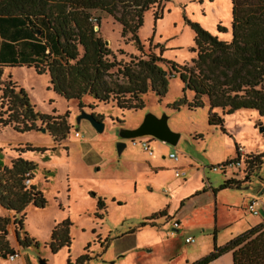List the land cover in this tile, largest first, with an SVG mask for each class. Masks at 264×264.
<instances>
[{"label": "rangeland", "instance_id": "1", "mask_svg": "<svg viewBox=\"0 0 264 264\" xmlns=\"http://www.w3.org/2000/svg\"><path fill=\"white\" fill-rule=\"evenodd\" d=\"M155 11L162 12L161 18H154ZM93 17L100 19L95 30L108 42L107 48L117 61L128 63L133 57L160 56L162 49L161 58L179 69L195 58L190 24L222 41L230 39L231 0L163 1L161 8L143 14L137 32L141 53L130 41V35L120 37L121 26L113 17L103 12H93ZM218 26L226 33L218 34ZM160 66L170 69L167 64ZM4 77L23 90L37 113L67 114L69 133L54 143L47 131H41L45 127L40 123L37 130L24 133L0 127L3 164L10 166V162L20 158L35 165L28 185L37 187L46 201L43 209L28 206L25 210L24 231L37 246L17 250L13 214H6L11 220L9 244L17 250L18 257L14 263L8 262V256L1 257L0 264H73L89 243L85 254L91 260L87 264H120L118 250L123 247L130 251L131 246L125 244L134 236L117 239L129 232L138 234V247L124 255L126 264H192L212 253L214 245L221 248L262 223L261 215L250 214L247 207L255 200L264 214V160L260 169L243 162L245 155L264 152V119L256 112L239 111L224 116L226 134H222L219 128L208 125L207 104L196 110L186 106L172 109L183 95L188 101L192 98L191 92H182L184 86L177 76L168 80L164 97L148 91L138 111H121L114 102L97 103L89 97L81 100L83 108L79 109L76 101H66L53 91L48 73L38 74L33 67L4 69ZM81 111L99 115L106 122L103 132H96L85 119L78 121ZM148 114L167 117L168 127L180 137L175 146L150 137L135 138L134 144L131 139L119 137L121 129L137 128ZM145 139L151 142L153 157L141 147ZM118 142L126 145L120 154ZM236 147L244 150L241 167L213 172L212 167L235 159ZM170 151L177 155V161L168 158ZM152 166L160 172H149ZM175 170H186L187 175L176 178ZM246 176L249 180L240 189L217 190L225 179L242 181ZM89 193L102 198L105 210L96 209L97 199L90 198ZM196 193L200 195L185 202ZM182 203L184 207L179 210ZM167 210L170 219L162 218L154 227H140L144 219L162 211L167 214ZM65 221L71 223V246L52 254L45 243L50 240L53 227ZM187 237L195 243L187 244ZM208 264H232V255L225 253Z\"/></svg>", "mask_w": 264, "mask_h": 264}, {"label": "trees", "instance_id": "2", "mask_svg": "<svg viewBox=\"0 0 264 264\" xmlns=\"http://www.w3.org/2000/svg\"><path fill=\"white\" fill-rule=\"evenodd\" d=\"M165 0H0V127L18 133L45 127L54 143L69 133L68 115L39 114L30 105L25 93L4 77V69L33 67L38 74L48 73L53 91L66 101L74 100L79 109L81 100L89 97L97 103L114 102L121 111H138L143 107V96L154 92L159 98L167 93V82L179 77L184 90L192 93L191 100L183 95L172 105L189 110L208 107V125L226 134L223 117L239 111H254L264 119V0H231L230 39L222 41L198 25L194 32L195 58L190 65L179 69L160 56L147 59L133 57L128 63L117 61L95 27L100 19L93 12L113 17L121 26L120 37L130 35L138 52L143 47L137 37L143 14L162 7ZM162 13V12H161ZM155 11L154 18H161ZM218 34L226 30L217 27ZM123 54V51H119ZM160 64H167V71ZM6 79V81H5ZM91 108V106H90ZM220 113V115L218 114ZM94 115V114H93ZM102 121L99 115H94ZM0 150V258L16 253L9 244L8 227L13 214L17 244L20 248L37 246L24 231L25 210L28 206L43 209L46 201L42 192L25 181L32 180L35 165L20 158L6 166ZM239 155L235 153V159ZM261 154L245 155L243 162L250 168L260 169ZM226 161L224 164H231ZM223 164V165H224ZM224 180L218 191L240 189L248 181ZM92 197L94 194H90ZM97 210H105L97 199ZM161 212L144 219L140 227L152 226ZM68 221L54 226L50 240L45 243L52 254L70 248ZM19 233L23 234L20 238ZM90 245L84 249L88 250ZM230 252L232 264H264V223L239 235L225 246L192 264H208ZM87 254L79 256L73 264H87ZM29 262H27L28 264ZM67 264H71L69 261Z\"/></svg>", "mask_w": 264, "mask_h": 264}, {"label": "water", "instance_id": "3", "mask_svg": "<svg viewBox=\"0 0 264 264\" xmlns=\"http://www.w3.org/2000/svg\"><path fill=\"white\" fill-rule=\"evenodd\" d=\"M97 30L98 29H96V31ZM105 45H108L107 41H105ZM81 119L87 120L96 132H103L104 122L97 120L93 114H88L84 111H81L78 117V121ZM41 131L46 132L45 129H42ZM119 137L123 140H133L135 138L150 137L153 139H157L163 143H166L170 146H175L179 139V134H176L170 130L167 125V117L165 115L161 118H158L152 114H148L137 128L121 129L119 132ZM125 146L126 145L123 142L117 143L118 154L121 153ZM41 264L46 263L41 261Z\"/></svg>", "mask_w": 264, "mask_h": 264}, {"label": "built area", "instance_id": "4", "mask_svg": "<svg viewBox=\"0 0 264 264\" xmlns=\"http://www.w3.org/2000/svg\"><path fill=\"white\" fill-rule=\"evenodd\" d=\"M75 135L78 136L77 133H75ZM132 143L134 144L135 141L132 140ZM141 147L143 148V151L146 152V153L148 154V156L151 157V156L153 155V152L150 150L149 145H148L147 142H144V141L141 142ZM236 152H237V154L239 155V160H237V161H232L231 164H227V165H225V164L223 165V164H222V165H220V166L212 167L211 170H212L213 172H218V171H223V170L226 169L227 167H235V168H237V169H238L239 167H241L242 162H241V158H240V157L244 155V150H243L242 148L238 147V148L236 149ZM168 158H169L170 160H173V161H177V160H178L177 155H176L175 153H171V154H169V155H168ZM174 175H175L176 178H177V177H185V176L187 175V171H186V170H175ZM29 181H30V180L25 181V184L28 185V184H29ZM247 210H248V212H249L250 214H252V215H254V216H259V215H260V210L258 209V203H257V201H255V200H252V201L250 202V204H249L248 207H247ZM185 242H186L187 244H192V243H195V240H194L193 238H191V237H187V238L185 239ZM17 257H18V255H17L16 253H14V254L8 256V260H9L10 262H12V261H14Z\"/></svg>", "mask_w": 264, "mask_h": 264}, {"label": "crops", "instance_id": "5", "mask_svg": "<svg viewBox=\"0 0 264 264\" xmlns=\"http://www.w3.org/2000/svg\"><path fill=\"white\" fill-rule=\"evenodd\" d=\"M27 67V66H26ZM6 69H8V70H10L11 68H6ZM9 80V79H8ZM104 123H105V125H106V122L104 121ZM79 135V134H78ZM180 138V137H179ZM147 139H145V141L144 142H147L148 143V145L151 143L150 142V140H147ZM143 141V140H142ZM162 144H164L165 145V143H163L162 142ZM149 148H150V145H149ZM124 149H126V146H125V148ZM236 149H237V147L235 148V153H236ZM172 153V151H170L169 153H168V155L169 154H171ZM154 156V153H153V155H152V157ZM164 158V157H163ZM190 168V167H189ZM153 172L154 173V175H155V173H157V172H160V170H158L156 167H154V166H152V167H149V172ZM225 180H227V179H225ZM210 188V187H209ZM211 189V188H210ZM135 190H136V187H135ZM204 193V192H203ZM91 193H89V197L90 198H92V199H101L102 200V198H100L99 196L97 197L95 194H94V196L92 197L91 195H90ZM200 195V193H196L195 195H191L188 199H185V202L186 203H189V202H191L193 199H195L196 197H198ZM184 202V203H185ZM184 203H182L179 207V210L182 208V207H184ZM96 209H97V207H96ZM162 212H164V211H162ZM159 213H161V212H159ZM165 213V216L164 217H161V218H158L157 220H155L154 221V223H153V225L152 226H150V225H148L149 227H154L162 218H166V219H170V217H168L169 216V214H170V212H168V210H167V214H166V212H164ZM176 213H178V212H176ZM158 214V213H157ZM177 214H175V216H174V221L176 222V227H178L179 226V221H178V218H177V216H176ZM260 215H261V217H262V219H263V221H262V223H264V214L262 215V211L260 212ZM151 217H153V216H151ZM150 217V218H151ZM168 217V218H167ZM172 218V217H171ZM261 223V224H262ZM145 227H147V226H145ZM145 227H143V228H145ZM15 234V233H14ZM124 236H128L129 238H131V237H133L134 236V238L132 239V240H130L128 243H126L125 244V246L126 245H128L129 244V246H131V248H129L130 249V251H128V252H126V250H123V247H121L119 250H118V253H117V257H119L120 258V264H126L125 263V258H124V255L126 254V253H129V252H132L133 250H135L137 247H138V234H136V233H131V232H129V234H126V235H123L122 237H120L119 239H117V241L119 240H122V238L124 237ZM137 237V238H136ZM11 241H10V239H9V243H10ZM17 244V243H16ZM89 245H90V243H89ZM128 246V247H129ZM15 252H17V250L20 248L19 246H18V244H17V250H15L13 247H11ZM85 253V252H84ZM83 253V254H84ZM82 254V255H83ZM16 261V259L14 260V261H12L13 263ZM29 261V260H28ZM8 262H10V261H8ZM12 262H10V263H12ZM30 262V261H29ZM23 264H26L25 263V261H23ZM31 264V263H30ZM111 264H114V262H112Z\"/></svg>", "mask_w": 264, "mask_h": 264}]
</instances>
